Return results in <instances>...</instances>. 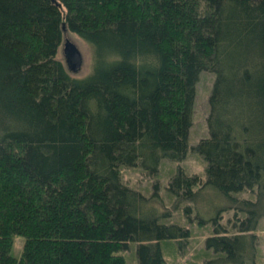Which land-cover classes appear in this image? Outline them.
<instances>
[{
    "label": "trees",
    "instance_id": "trees-1",
    "mask_svg": "<svg viewBox=\"0 0 264 264\" xmlns=\"http://www.w3.org/2000/svg\"><path fill=\"white\" fill-rule=\"evenodd\" d=\"M55 2L0 0V264H126L129 243L139 264H164L161 242L190 230L159 223L120 168L155 174L186 156L202 71L214 75L208 137L195 147L205 179L179 170L168 190L184 201L209 189L233 211L232 233L219 213L209 220L203 264H256L264 0ZM62 24L91 49L85 76L57 58Z\"/></svg>",
    "mask_w": 264,
    "mask_h": 264
},
{
    "label": "rangeland",
    "instance_id": "rangeland-1",
    "mask_svg": "<svg viewBox=\"0 0 264 264\" xmlns=\"http://www.w3.org/2000/svg\"><path fill=\"white\" fill-rule=\"evenodd\" d=\"M66 35L74 41L82 56V66L76 77L85 76L91 70V49L76 36L68 32ZM66 35L63 33L62 42ZM62 42L57 55V58L61 60H63ZM213 79L214 75L208 71H202L198 76L192 109V124L188 132V150L182 160L162 159L155 174H149L139 166L120 168L122 183L148 200V206L154 208L159 214V223L178 224L190 230V236L182 243L177 240L161 242L164 264H203L204 252H206L204 242L206 237L213 232V223L209 220L218 216V213L220 214L219 223L231 233L234 229L230 228L233 211L226 210L227 201L217 192L203 188L199 190V187H196L194 188L197 192L195 197L181 201L176 200L168 190L171 178L179 170L186 175H195L201 180L205 179L206 163L195 147L201 139L208 137V100ZM236 196L243 199H256V195L248 191L238 193ZM260 202L261 208L264 209V198ZM164 212L170 215L162 214ZM199 219H206L207 223L199 224L197 223ZM255 229L253 232L256 239L255 263L264 264V217L259 218ZM22 241L21 237L15 236L11 249L14 257L21 255ZM135 253V243H129L128 249L120 252L125 257L126 264H139Z\"/></svg>",
    "mask_w": 264,
    "mask_h": 264
},
{
    "label": "water",
    "instance_id": "water-1",
    "mask_svg": "<svg viewBox=\"0 0 264 264\" xmlns=\"http://www.w3.org/2000/svg\"><path fill=\"white\" fill-rule=\"evenodd\" d=\"M52 2L56 3L55 0H52ZM56 4L60 7L59 3ZM62 30L64 35H66L67 31L64 24H62ZM61 52L67 70L71 74H77L82 66V56L80 50L68 35L63 39Z\"/></svg>",
    "mask_w": 264,
    "mask_h": 264
}]
</instances>
